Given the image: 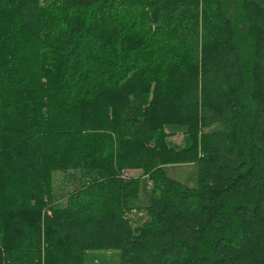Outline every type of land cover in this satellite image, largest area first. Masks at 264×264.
<instances>
[{
	"label": "trees",
	"instance_id": "16d2710c",
	"mask_svg": "<svg viewBox=\"0 0 264 264\" xmlns=\"http://www.w3.org/2000/svg\"><path fill=\"white\" fill-rule=\"evenodd\" d=\"M108 250L264 264V0H0V264Z\"/></svg>",
	"mask_w": 264,
	"mask_h": 264
},
{
	"label": "rangeland",
	"instance_id": "374dc122",
	"mask_svg": "<svg viewBox=\"0 0 264 264\" xmlns=\"http://www.w3.org/2000/svg\"><path fill=\"white\" fill-rule=\"evenodd\" d=\"M51 0H47L49 2ZM175 144H182L183 136L180 131H177L175 137L170 138ZM164 172L167 177L174 179L188 187H197L199 178V169L196 165H169L164 167ZM124 176L137 177L140 171H123ZM128 177V176H127ZM150 191L146 178L139 180V193L137 199L132 202V205L137 207H146L149 205ZM84 264H120V254L116 250L94 251L90 252L86 257Z\"/></svg>",
	"mask_w": 264,
	"mask_h": 264
},
{
	"label": "crops",
	"instance_id": "0c3cea01",
	"mask_svg": "<svg viewBox=\"0 0 264 264\" xmlns=\"http://www.w3.org/2000/svg\"><path fill=\"white\" fill-rule=\"evenodd\" d=\"M134 173H137V172H139V171H133Z\"/></svg>",
	"mask_w": 264,
	"mask_h": 264
}]
</instances>
